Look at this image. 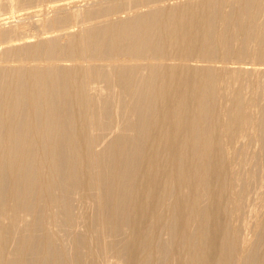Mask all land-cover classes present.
Listing matches in <instances>:
<instances>
[{"label": "bare ground", "instance_id": "obj_1", "mask_svg": "<svg viewBox=\"0 0 264 264\" xmlns=\"http://www.w3.org/2000/svg\"><path fill=\"white\" fill-rule=\"evenodd\" d=\"M68 4L0 26V264H264V0Z\"/></svg>", "mask_w": 264, "mask_h": 264}, {"label": "rangeland", "instance_id": "obj_2", "mask_svg": "<svg viewBox=\"0 0 264 264\" xmlns=\"http://www.w3.org/2000/svg\"><path fill=\"white\" fill-rule=\"evenodd\" d=\"M74 1L75 0H31V2L24 9H16L17 12L15 14L17 16V20H14L15 18H13L12 21L3 20L4 18L12 15L10 9H8V7H0V26L7 28L12 25H17L18 28L23 31V33L31 35L32 33L39 31V28L41 26L40 22L43 16L47 17L50 14L49 10L52 4L55 5L69 3L68 5L70 6V8L75 10L79 9L80 11L88 6V0H79V2L75 4V6L72 5ZM6 2L7 0H0V4ZM48 12L49 14H47ZM70 30L75 31L76 28ZM53 35L55 34H45L46 37H50ZM3 46L5 45H2L1 47ZM252 148L257 149V147ZM250 217H252V215H250Z\"/></svg>", "mask_w": 264, "mask_h": 264}]
</instances>
